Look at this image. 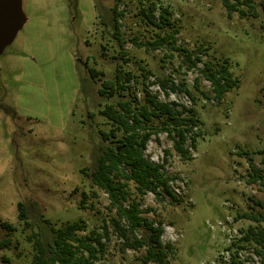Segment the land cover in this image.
<instances>
[{"label": "rangeland", "instance_id": "374dc122", "mask_svg": "<svg viewBox=\"0 0 264 264\" xmlns=\"http://www.w3.org/2000/svg\"><path fill=\"white\" fill-rule=\"evenodd\" d=\"M231 1L237 10L229 16L222 0H22L25 21L0 46V221L13 226H0V264H32L37 238L47 243L54 229L80 219L87 224L80 236L104 235L97 264H143L145 248H123L111 223L116 211L90 174L110 143L101 111L133 97L143 102L145 89L193 107L200 120L193 159L182 160L166 132L153 135L145 151L157 164L168 157L164 171L180 203L153 192L141 197L128 184L144 215L163 221L169 264H233L236 257L261 264L256 245L238 250L234 243L250 226L264 227L243 216L264 214V184L252 180L251 166L263 169L264 180V0H253L254 8ZM153 3L157 23L165 9L169 23L150 20ZM162 37L159 49L142 45ZM186 52L199 59L194 69L183 62ZM226 59L239 86L218 103L201 70ZM119 72L122 80L134 75L127 88L101 94ZM159 78L183 90L167 95Z\"/></svg>", "mask_w": 264, "mask_h": 264}, {"label": "trees", "instance_id": "16d2710c", "mask_svg": "<svg viewBox=\"0 0 264 264\" xmlns=\"http://www.w3.org/2000/svg\"><path fill=\"white\" fill-rule=\"evenodd\" d=\"M222 1L228 15L231 16L232 12L237 10V3L231 0ZM244 4L255 7L253 0H244ZM262 4L264 7V1ZM117 6H119L118 3L114 9L117 18L116 25L119 24ZM155 8L156 4L153 3L150 13H147L150 20L158 26L169 23V10L165 9L160 14V21L157 23L153 13ZM166 40L167 37H162L142 45L147 47L151 44L153 48L159 49ZM181 55L184 56L183 62L187 69L191 70L197 67L199 59L193 57L192 52ZM91 72L93 75L97 73L94 68H91ZM201 73L211 82L214 97L218 103L222 102L228 91L239 86V79L231 71L228 59L217 67L205 63ZM133 76L131 72H128L125 80H122V74L119 72L115 80L104 82V88L100 89L101 94L108 92L109 88L111 94H114L116 86L120 89L127 88L126 81H130ZM158 84L167 95L183 90V84H175L168 78H159ZM196 86H198V78H196ZM145 90L148 95L143 102L139 101L137 97H133L120 100L118 107L110 104L101 111L111 125L108 131H102L103 139L109 140L110 143L103 147L90 177L94 185L108 194L110 209L116 211V216L111 218V223L122 239L123 248L135 250L145 248L146 253L142 256L143 264L151 262L169 264V251L172 250V244L164 243L162 240L163 221H154L144 215L146 210L141 208V200L130 194L128 184L133 182L136 185L137 194L141 197L148 192H153L157 196H169L173 201L180 203L182 199L175 193L171 185V177L164 171L168 157L162 164H157L146 156L145 151L153 135L166 132L172 139L174 148L181 159L184 161L193 159L190 148L196 149L197 147L195 129L199 126L200 120L193 107L182 106L179 108L175 101H161L148 89ZM184 92L192 100H195L190 90L185 88ZM155 121H160L161 125H155ZM189 141L190 144H188ZM165 153L169 155L171 151L166 149ZM251 166L254 171L252 180H261L264 184L263 169L256 167L253 163ZM82 202L85 201L82 200ZM19 210L20 219H25L22 203L19 204ZM243 216L259 223L264 221V214L246 213ZM0 226L8 230H12L13 227L6 221H0ZM86 227V222L80 219L54 229L56 235L47 243L37 238L34 244L36 253L32 264H97V260L100 258L99 254L106 246L104 235L97 230H92L89 234L80 236L78 232L86 230ZM107 229L108 227L106 236ZM138 230H145L147 235H138ZM241 241L234 243L238 244L237 249H248L247 244L256 245L254 253L259 256L260 263L264 264V227L250 226ZM1 245L2 243H0ZM233 264H243V262L236 257L233 259Z\"/></svg>", "mask_w": 264, "mask_h": 264}, {"label": "water", "instance_id": "95a60500", "mask_svg": "<svg viewBox=\"0 0 264 264\" xmlns=\"http://www.w3.org/2000/svg\"><path fill=\"white\" fill-rule=\"evenodd\" d=\"M23 21L22 0H0V46L14 37Z\"/></svg>", "mask_w": 264, "mask_h": 264}, {"label": "built area", "instance_id": "2783aa9c", "mask_svg": "<svg viewBox=\"0 0 264 264\" xmlns=\"http://www.w3.org/2000/svg\"><path fill=\"white\" fill-rule=\"evenodd\" d=\"M257 261H259V260H257Z\"/></svg>", "mask_w": 264, "mask_h": 264}]
</instances>
